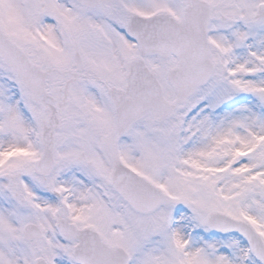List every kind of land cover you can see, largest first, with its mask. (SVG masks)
<instances>
[{
    "label": "snow or ice",
    "instance_id": "snow-or-ice-1",
    "mask_svg": "<svg viewBox=\"0 0 264 264\" xmlns=\"http://www.w3.org/2000/svg\"><path fill=\"white\" fill-rule=\"evenodd\" d=\"M0 264H264V0H0Z\"/></svg>",
    "mask_w": 264,
    "mask_h": 264
}]
</instances>
